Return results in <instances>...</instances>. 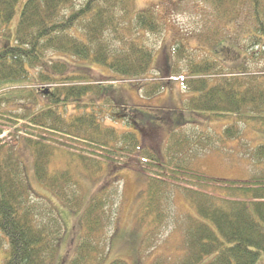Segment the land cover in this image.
I'll list each match as a JSON object with an SVG mask.
<instances>
[{"label": "trees", "instance_id": "16d2710c", "mask_svg": "<svg viewBox=\"0 0 264 264\" xmlns=\"http://www.w3.org/2000/svg\"><path fill=\"white\" fill-rule=\"evenodd\" d=\"M20 1L0 0L3 264H58L64 236L55 208L33 197L25 168L4 137L8 127L25 136L34 154L36 179L68 209H81L83 189L70 170L50 172L58 146L77 152L81 172L89 178L107 173L80 219L81 236L70 264H100L106 258L116 234L122 194V180L115 173L122 167L147 174L140 218L141 224L151 226L144 239L146 250L153 249L169 227L179 190L196 212L182 215L185 252L179 264H202L213 255L208 264H256L264 256V145L251 154L258 173L244 180L209 177L187 164L196 156L194 147L236 139L239 124L264 133V0H187L212 16L202 21L204 32H196L200 40L224 44L219 48L226 41L234 44L241 52V63L226 65L222 59L200 56V50L177 43L167 77L160 73V77H149L154 52L137 39L139 30L147 33L148 39H142L147 44L153 43L150 39L158 43L164 35L165 26L155 11H143L134 18L133 0H28L13 39L10 24ZM67 59L105 67L115 77L99 83H135L147 98L162 93L178 76L185 90L194 94L185 101L186 110L234 123L221 135L209 133L193 141L183 131H174L161 156L144 148L143 135L140 139L134 133L120 134L103 126L95 113L66 118L60 106L81 103L97 86L88 77L69 74L73 69ZM149 127L142 134L144 130L154 137L157 127Z\"/></svg>", "mask_w": 264, "mask_h": 264}, {"label": "rangeland", "instance_id": "374dc122", "mask_svg": "<svg viewBox=\"0 0 264 264\" xmlns=\"http://www.w3.org/2000/svg\"><path fill=\"white\" fill-rule=\"evenodd\" d=\"M27 1L21 0L16 7L15 17L10 24L13 39L16 36L23 6ZM147 10L155 11L159 21L165 26V33L158 39V43L157 40L150 39L153 43L147 44L142 40L143 38L148 39L147 33L143 30H139L137 33V36L141 38L137 37V39L154 52L153 72L149 74V77H160V74L165 77L169 76L173 63L172 52L177 43H183L194 50H200V56L209 55L215 60L222 59L226 65L241 63V52L234 44L226 41V46L219 48L224 44H213L200 40L201 37L196 32H204L201 28L202 21L211 16L210 11L203 10L200 5L187 0H133L132 17L135 18L139 13ZM225 34L228 35V32ZM220 49L221 51L218 53L217 50ZM67 61L73 69L69 71V74L88 77L89 81L97 86L94 91L80 100L81 103L67 102L65 107L60 106V111L65 114L66 118L95 113L101 118L103 126L114 128L120 134L134 133L140 139L143 135L142 145L144 148L155 150L161 153V156H164L169 136L174 131H183L193 141L195 138L206 136L209 133L221 135L224 128L234 123L233 119H221L186 110L184 108L185 101L194 94L185 90L178 76L171 78L170 84L162 93L147 98L139 90V85L135 83H99L104 79L115 77L105 67L87 61L69 59ZM238 61L240 62L238 63ZM159 80L161 81V79ZM44 103L43 101L41 104L44 105ZM77 104H81V108H77ZM121 106L124 107L123 111L120 110ZM21 112L22 110H19V113ZM180 116L183 117L180 118ZM149 124L157 127L154 137L149 135L151 132L146 133L144 130L142 134V129L150 128ZM14 130L6 128L4 134L6 142L11 144L12 149L15 150L16 158L25 168L33 197L41 198L51 204L61 218L64 236L60 246L58 264H70L81 236L80 219L93 195L106 180L107 173L104 171L94 180L89 178L86 173L81 172L79 167L81 162L75 155L77 152L58 146L50 164V172L70 170L83 189L81 209L79 211L68 209L52 191L36 179L33 151L26 144L22 132ZM239 131L240 134L236 139L224 141L222 145L213 143L207 145L205 143L202 145L204 147H194L196 156L194 155V158L192 156L191 161L188 159L190 162L187 165H191L195 172L224 180H244L255 175L258 173L259 167L254 165L256 161L251 154L257 147L264 145V133L244 123L239 124ZM131 165L144 164L132 162ZM115 175L122 180L116 234L112 238L106 258L100 264H112L116 261H122L125 264H179L185 252L182 215L190 211L195 216V210L181 196V192L176 190L177 195H174L175 200L171 207L172 218L169 227L154 248L146 250L144 239L151 226L148 223L141 224L140 218L145 201L147 174L134 167H122L116 171ZM4 257L5 253L2 252L0 264H3ZM214 257V255L206 257L202 264L210 263ZM256 264H264V256Z\"/></svg>", "mask_w": 264, "mask_h": 264}]
</instances>
